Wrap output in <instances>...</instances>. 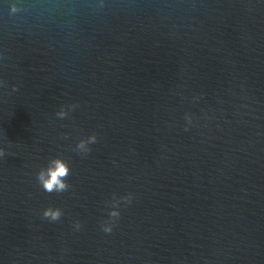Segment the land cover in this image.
<instances>
[{"label":"water","instance_id":"1","mask_svg":"<svg viewBox=\"0 0 264 264\" xmlns=\"http://www.w3.org/2000/svg\"><path fill=\"white\" fill-rule=\"evenodd\" d=\"M0 149V264H264V0H0Z\"/></svg>","mask_w":264,"mask_h":264},{"label":"clouds","instance_id":"2","mask_svg":"<svg viewBox=\"0 0 264 264\" xmlns=\"http://www.w3.org/2000/svg\"><path fill=\"white\" fill-rule=\"evenodd\" d=\"M17 7L15 4L11 5V12L15 13L17 11ZM13 90H17L16 86H13ZM71 107H75V105H72ZM56 115L60 118H64L67 113L61 109L59 112L56 113ZM96 142V136L93 134L89 136L87 139H81L74 151H78L81 153H87L90 151V148L88 147L89 144ZM5 156V151L3 149H0V157ZM70 174V169L68 163L62 159V158H52L49 160L47 167L41 168L40 171L37 173V182L42 187V189L45 192L48 193H61L66 191L70 185L66 183V179ZM120 200H124L126 202H131V197L124 196L120 197L119 199L113 197L112 201V210L109 212L110 218H117L119 217L120 213L118 211ZM62 215V212L59 208H47L43 212V216L45 218H49L52 221L59 220ZM79 223H77L76 227L79 228ZM103 231L106 233H110L112 231V228L109 224L103 225Z\"/></svg>","mask_w":264,"mask_h":264}]
</instances>
